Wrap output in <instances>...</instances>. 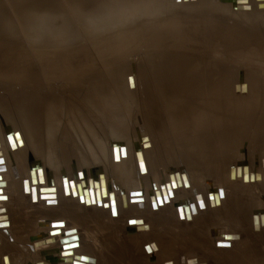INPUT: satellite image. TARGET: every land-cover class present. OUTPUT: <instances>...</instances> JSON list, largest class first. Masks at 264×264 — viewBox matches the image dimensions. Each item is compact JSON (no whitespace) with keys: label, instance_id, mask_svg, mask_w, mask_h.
<instances>
[{"label":"rangeland","instance_id":"1","mask_svg":"<svg viewBox=\"0 0 264 264\" xmlns=\"http://www.w3.org/2000/svg\"><path fill=\"white\" fill-rule=\"evenodd\" d=\"M110 1L108 3L107 0H0V41H2V45L4 44V46H8V44L13 43L14 45L10 46H23V48L20 47L17 55L24 61V64H29L34 72L23 78L26 80L30 79L31 81H38L34 87V91L37 95L36 99H38L37 104H41L42 108H49L47 104L50 103L49 111H51V114H53V116L55 115V117L58 118V121H60H57L55 124L59 123L61 125L60 133H58L59 137L55 138V145H57V149L55 148L54 150L57 155H61L62 158V151L66 154V156L64 154L66 158L63 160L66 162H63L62 159L59 161L57 158L54 162L49 157L40 158V162L39 155L27 142L23 143L20 149V145H4L6 144L4 140L6 130L4 129L5 123L3 122V119L5 122L6 120L3 114L0 113V142L4 140V144L3 142L0 143V149L3 147L0 151V161L2 160V163H4L6 159L8 164H6V166L10 167L9 161H11V158L7 155V152L13 153L15 160L17 155H19L21 161L23 162L20 164V169L25 170V178L22 179V183L20 185H17L18 190L24 192L26 195L32 196L31 194L26 193L24 189V181L28 180L30 189L35 186L38 198V202L35 201L38 203V206H35V211L29 209L31 211L29 214L31 219H29L26 215L27 218L24 217L25 219H23L25 223L22 222V224H20L23 226V224L31 223L30 227L28 229H24L23 231H18L17 236H13L12 234H10V237L7 236L4 238L3 236L5 243L3 240L4 244L0 247V260L2 259L0 264H7L8 262L9 264H39L41 261L44 263L54 262L51 256L48 257V255L42 252L43 248H38L37 252H33L31 250V246L35 245V241L43 239L45 236L48 237V231L50 228H53L51 227L53 223H63L67 226L71 222L68 218L61 219L59 217L61 213H58L56 207L53 206L56 202L59 203L61 198L63 199L62 201H64L63 203L65 207H67V204L72 207L75 203L83 220H88L89 217L96 219L98 218L99 211H102L105 206H107V201L111 195L109 192H114L112 184L117 182L121 189L126 192L132 189H139V183L143 185L147 182V186L151 188V183H159V177H157L158 179L156 182V176H158V173L161 172L159 174V176H161L163 170L167 174L169 169L172 171L171 168L174 170L178 168L179 163L192 162L190 151H188L191 145L188 144L187 135L183 136V143L180 147L178 137L176 136L175 122L173 123L172 116L164 113L165 110L163 107V110L161 109V106L163 105L156 101L155 92L157 91V88L156 86L154 87L156 79L153 76V67L155 66V63L162 62L165 59H183L193 61L195 58L211 62L216 61L218 63H222L224 66L225 73L227 74L226 77L237 75L238 78L236 77L234 83H248L247 76H253L257 81L262 82V85H264V5H262L264 4V0H247L248 2L245 0H243V2L242 0H231L225 6L223 11H221V14L227 17L225 21L221 22H217L216 20L214 21L215 18L211 19L208 16V9L213 15L217 16V13L211 9L210 1L212 0H203L202 2L199 1V3L194 6L191 4L193 7H189L190 3H188V0H185L186 2L184 0L183 2H181L182 0H157L154 8L151 9L152 11L147 10L149 0H116L118 7L115 5L116 2L114 3V1ZM100 2H105V6ZM181 3L184 4L182 5ZM186 3L187 5L189 4V8ZM107 5L110 6L107 7ZM94 8H96V10H93ZM105 8L107 10H105ZM258 10L261 12L259 13ZM126 12H128V15H126ZM225 12H228V15ZM218 14L220 17V12ZM232 14L236 16V18H234ZM105 15L106 17H104ZM2 17L4 19L1 20ZM239 18H242L241 21ZM88 19H93L91 22H94V24H92L93 29L91 27L88 28L91 31L87 30L88 26L85 25ZM242 21L243 24L241 23ZM232 24H234V26ZM232 27L235 29H232ZM22 28L27 30L26 32L28 36ZM53 28H55V31ZM50 29L52 31H50ZM29 31L31 32L29 33ZM52 32L54 34H52ZM221 35H228L229 37H232L227 39L223 38ZM29 36L34 37L32 38ZM7 40L12 43H9ZM14 68L16 67L9 63L2 62V59H0V71L10 72L14 70ZM32 70L27 69L25 73H30ZM238 75H241V77L239 78ZM118 76H127L125 80L128 81V84H131L130 87L128 86L131 90L129 93L128 90L126 91V88L124 89L125 83L122 84L121 81L116 79ZM244 77H246V79ZM212 80L210 83H213L212 86L214 87L222 84L218 82V79L216 80L213 78ZM90 81L93 83L97 82V85H100L103 82L105 86L104 88L106 89L105 95L112 97L113 101L101 104L99 102H95L96 100H93L92 97L94 96H87L93 93V91L88 87ZM144 81L147 83L150 82L151 84L147 91L143 84ZM223 86L225 87L226 85L223 83ZM82 89H85L83 94L80 92ZM147 93L150 94L149 96L155 97H147ZM237 93L235 94L240 96V94ZM262 94L263 95L261 96L263 101L264 93ZM60 97H63L62 102ZM82 98L86 101L82 100ZM152 103L154 105V110L152 109ZM60 104H62V106ZM112 106L113 108L108 109ZM259 106L260 105H258V107ZM73 108L81 109L76 112V109ZM260 108L258 110L259 112ZM82 115L87 116L90 119L89 123L85 124L82 119ZM60 125H57L56 127L59 128ZM229 132V128L222 130L220 138ZM259 135L260 134L258 132V136ZM39 136L42 138L45 137L44 133ZM88 138L89 141H92V143L91 141H88ZM67 139L68 141H66ZM85 140L87 142H85ZM249 140V138H245L246 142H249ZM74 142H76L81 149H79L78 145ZM244 142L241 141L239 144L234 145L233 156H230L228 160H224V162L215 166L212 170L208 168V166H211L210 163L202 162V168L206 170V173L204 176L200 175L201 178L196 175V179H198L201 184L205 183V185H208V180H203L205 177L212 179V183L214 181L215 184L213 183V185L216 188H220V186L217 185V182H220L223 185V188H227L229 190L228 192H231L232 194L229 195L228 201L238 200V191L235 190L236 188L239 186H244V188H246L245 186L248 184H253L252 186L254 189L253 187H248L247 189L250 190L248 192L251 193L247 194V198L249 196L254 197L257 200V202L255 200V207L257 209L261 207L263 208L264 186H262L259 181L258 183L260 184L255 185V182L258 179L254 177L255 174L253 173L248 175V182L245 180V176L247 175L244 173L242 177L239 178L238 175L241 171H238V166L241 161H246L248 163V168L250 167L251 169V167H253L257 170V173L260 174L259 171L264 170V164H262L264 163V141L262 143H258L259 146L257 149H259L260 154L258 153L259 156L258 154L255 155L258 157L256 164H254V158L249 152L252 147L250 144V147L247 144L244 145ZM234 143L235 141H230L227 147ZM218 144L220 146L222 143L219 142ZM58 149L61 150L59 151ZM75 150L77 151V154H75ZM52 152L53 151L50 150V153ZM80 152H82L79 154L82 155V159L78 156V153ZM185 155L189 156L186 161L184 160ZM31 157H34L39 163V167H41V171H35L38 176L39 173L41 174L39 176V181L37 177V184H30L29 181L30 171L32 169H37V162L30 161ZM120 162L128 164V166H124V169L128 167V170L125 173V176H123L122 173V177L124 178L122 182L118 178V180L116 179V174L121 173V166L119 165H123ZM41 163L46 164L47 166H42ZM89 165H96L97 170L100 169L104 172V177L100 178L98 175L91 177L89 175ZM166 166H169L167 170ZM189 167L191 169V166ZM233 168H235V172ZM142 169H145L148 173L144 175L142 173ZM219 169L224 171V173L228 172L227 181L226 176L224 177L225 183L223 180L220 181L219 179H216L214 175V173L219 172ZM185 170L189 172V169L187 170L186 167ZM231 170L233 171V176L234 173L236 174L234 177H230V174H232ZM6 171L7 170L0 172L3 175ZM224 173L221 172V174ZM9 174L10 173H8L7 176L5 175L4 179H6L4 180V184L1 186L9 195V198L13 200V193L16 191V187ZM174 174L175 172H172V175ZM40 178H42L44 182H41ZM73 179L77 180L73 181ZM94 179H96L97 182H94ZM71 182L80 184L84 190L89 189L92 191L94 189V198L97 197L96 195L100 196L99 199L96 198V202L99 204L98 208L97 206L93 207V205L88 202H81L79 198L73 200V196H71L72 190L69 189V183ZM72 185L74 186L75 184L73 183ZM240 189H243V187H240ZM59 191H62V193ZM218 192H220L218 195L220 196V204H223V207H219L216 212H213L215 213L214 216H218L217 214L224 215L226 208L224 202L225 194H223V191H220L219 189ZM44 194L51 197L48 199H41V195ZM63 194L66 196L64 197ZM83 196H85V199L89 197L85 191H83ZM190 196H192V193H190ZM66 199H71L72 201L68 202ZM177 202L178 201L175 196L167 198L166 207L162 210L166 209L165 214L168 213L171 217L172 211L177 208L175 207ZM104 203L105 206L103 207ZM111 207L114 211V206ZM214 208L211 210H215ZM205 210L206 209H202V211ZM6 212L2 211L0 213V234L1 230L5 231V229H9L10 226L7 225V223L12 224L11 220H7V218H10L11 213H9V211ZM52 212H56L58 215L53 217V215H51ZM131 214L133 213L131 212L130 216ZM148 214L150 213L148 212ZM210 214L211 213H208V215ZM198 215L200 218L201 214L198 213ZM187 219H180V225H183L184 228L193 225V222L191 221L190 223V221H188L189 219ZM215 219L218 221L215 220L217 223H213L214 226L212 225L211 229L214 228L215 230H220V232H222V236L223 234L225 235V232L232 233L238 231L233 226L234 224H229L223 218L215 217ZM255 219L257 221L258 218ZM255 219L253 220V224ZM126 222L127 219L126 221L120 220V223L127 227H122L119 231V236L123 237V240L126 241V245L122 247L121 245H118L117 242L111 245L110 253L114 255H112V258L114 259L112 262L115 264H163L162 259L159 261L154 255L155 253L162 255V251L158 250V247L152 251L149 246H146L148 252H150L149 254L144 253V246L141 247V251L143 254H146L148 259L146 257L138 258L134 255V253L130 254L129 258L127 249L128 223ZM237 222V224L245 226L248 221L245 218H239L237 219ZM46 223H50V225L48 226ZM20 225L19 223L15 224L17 230L22 229ZM215 225L218 226L215 227ZM71 226L73 227V225ZM259 226L260 225H255L254 230L251 226L242 227L240 229L244 231L247 228L249 229V232L254 231L253 234H257L255 235L256 237L260 236L261 232L264 234V228H260ZM135 229L136 231H139V228ZM10 230V233H12V229ZM242 233L243 240L245 237L248 239L249 235H245L244 232ZM84 234L86 236V233ZM82 236L84 235L82 234ZM0 238L1 240L3 239L2 237ZM85 239L86 240H82V244L85 242L90 244L93 241L87 237H85ZM153 241L154 240H151L150 242L154 243ZM56 242L57 243L54 244L55 246L52 245V249H49V251L53 250L54 252H57L62 250L58 243L59 241ZM87 243L84 245L88 246ZM148 244L150 243L148 242ZM214 244L215 242L212 244L213 248L215 246ZM252 244L257 247V249L260 248L256 240L244 241L240 243L238 247L255 250V247ZM235 245L236 243L233 244L232 248L229 247L228 249H219L221 251L224 250V253L219 252L213 254L211 261H206L204 256L203 258H201L202 256H198L196 253H198L199 250L195 252L194 248L187 246L182 250L180 255L177 254L172 260L175 259L174 264H238V262L242 259L238 252L231 253L227 259H225L226 257L224 256L227 251L234 250V248H236ZM120 246L123 251L118 249ZM215 249L216 247L213 251ZM260 249L264 252V247H261ZM94 250H98V247L95 246ZM63 252L64 251L62 250V253ZM245 254V259H247L249 257V253L247 252ZM102 255L104 258L103 260L105 261L106 255L104 252ZM147 255L154 256H151L150 258ZM186 255L197 256V259L191 258L192 261L187 262ZM206 257L210 258V256ZM141 259L142 262H140ZM205 261L207 263H205ZM55 263L56 262L52 264Z\"/></svg>","mask_w":264,"mask_h":264},{"label":"bare ground","instance_id":"2","mask_svg":"<svg viewBox=\"0 0 264 264\" xmlns=\"http://www.w3.org/2000/svg\"><path fill=\"white\" fill-rule=\"evenodd\" d=\"M87 1H89V0H87ZM109 1L107 0L108 3H109ZM111 1L112 2L114 1V3L116 2L115 5H117L118 0L117 1L111 0ZM119 1H121V0H119ZM199 1L202 2L203 0H188V3H190V5L189 4L188 5H189V7L191 6V4L194 6L197 3H199ZM230 1L231 0H212V1H210L211 9H212V11L217 13V16L213 15L210 12V10L208 9L207 11L209 12V14H208L209 18H211V19L215 18L214 21L216 20L217 22L225 21V19H227V17L225 15H222L221 11H223L225 6ZM239 1H241V0H239ZM245 1H247V0H245ZM156 2H157V0H149L147 10L149 11V10L153 9ZM181 2H183V0ZM242 2H243V0H242ZM104 3L102 5H104ZM81 4H83V3H81ZM181 4L183 5L184 3H181ZM182 5H181V7H182ZM186 5H187V3H186ZM188 5H187V7H188ZM262 5H264V4H262ZM89 6H91V5H89ZM108 6H110V5H107V7ZM193 6H191V7H193ZM117 7H118V5H117ZM112 8H113V6H112ZM93 10H96V8H94ZM105 10H107V9L105 8ZM219 12H220V17L218 14ZM260 12L261 11H259V13ZM127 13L128 12H126V15H128ZM200 13H201V11H200ZM256 13H258V12H256ZM49 14H51V13H49ZM123 15H125V14H123ZM229 15H231V14H229ZM240 15H242V14H240ZM29 16H30V14H29ZM257 16H256V18H257ZM104 17H106V15ZM238 17H240V16H238ZM234 18H236V16H234ZM2 19H4V18L2 17L1 20ZM7 19H9V18H7ZM179 19H181V18H179ZM182 19H183V17H182ZM232 19H230V20H232ZM241 19L239 18L240 21H241ZM92 20L93 19L87 20V22L85 24L86 26H88L87 30H90V29H88L90 27L92 28V24H94V22L93 23L91 22ZM234 20H236V19H234ZM62 22H64V21H62ZM27 23H29V22H27ZM51 23H49V24H51ZM216 23H215V25H216ZM241 23L243 24V21ZM232 25L234 26V24H232ZM1 26H3V25H1ZM239 26H241V25H239ZM249 26H250V24H249ZM50 27H51V25H50ZM241 27H243V26H241ZM230 29H231V26H230ZM232 29H235V28L232 27ZM242 29H240V30H242ZM48 30H49V27H48ZM53 30L55 31V28H53ZM56 30L58 31L57 28H56ZM26 31L27 30H24V32H26ZM50 31H52V30L50 29ZM59 31H61V30H59ZM30 32L31 31H29V33ZM6 33H7V31H6ZM52 34H54V33L52 32ZM0 35H1V32H0ZM26 35H27V32H26ZM253 35H255V34H253ZM221 36L223 38H227V39L232 37V36L229 37L228 35H225V36L221 35ZM29 37L33 38L34 36H29ZM9 38H11V37H9ZM7 41L9 42V40H7ZM0 43H1V45H0L1 46L0 59H2V62L9 63V64L13 65L14 67H16V68H14V70H12L10 72L0 71V113L3 114V116L6 120V122H5L3 119V122L5 123L4 129L6 130L5 139H4L6 144H4V140L1 141L0 143L3 142L4 145H11V144L12 145H20V147H19V149H20L22 147V144L27 142L29 145H31L35 149V152L39 155V159L44 158V157H49L54 162L56 161V158L59 159V161H61V159L63 161L64 158H66L65 157L66 154L62 151V155H63V158H62V156L57 155V153L54 150L57 146V145H55V138L59 137L58 133H60V128H61V125L59 123L55 124L58 121V118H56L55 115L53 116V114H51V111H49L50 110L49 109L50 103L47 104V106L49 108H46V107L42 108L41 104L40 105L37 104L38 99H36L37 95L34 91V87L36 86V82H38V81L37 80L31 81L30 79L26 80L25 78H23V77L29 76L30 74L34 73L32 68L30 67V65L27 63L24 64L23 63L24 61L21 60L17 55V52L19 51L20 47L23 48V46H21V45L17 46L16 45L17 47H13L10 45H14V43L13 44L7 43L8 46L13 48L12 49L8 46H4V44L2 45V41H0ZM9 43H12V42H9ZM15 43H16V41H15ZM7 44H5V45H7ZM20 44H21V42H20ZM14 48H16V49H14ZM3 56H5V57H3ZM27 69H30L32 71L30 73H25V71ZM153 71H154L153 76L156 79L154 87L156 86L157 91L155 89L154 90L157 93L155 92L156 97L155 96H149L150 94L147 93V97L148 96L149 97H155L156 101L159 102V104L161 103L163 105V106H161V109L163 107V109L165 110V112L164 111L163 112L172 116L173 123L175 122L174 125H175V128H176L175 130L177 133L176 136L178 137L180 147H181V144L183 143V141H182L183 136L187 135L188 144L191 145L190 148L188 149V151H190V156L192 157V162H188V163L185 162L189 157V156L185 155V158H184L185 163H179L178 168H176L177 170L176 169L174 170L173 168H171L172 171H170V169H169V172L167 171L168 172L167 174L163 170L161 176H159V174L161 172L158 173V176H156V182L158 179L157 177H159V183H156V182H155L156 184L151 183V188L147 186V182L144 183L143 185L139 183V185H140L139 189H134V190L132 189L133 191L129 190L128 192H126L125 190L123 191L121 189L120 185L117 182L115 184H112L114 187V192L113 193L109 192V194L112 195V199H111V195H110V198L107 201V206H105V203H104L103 207L105 206V208L102 211H99L98 218H96V219L89 217L88 220H83L82 216L79 213V209L76 208L75 203H74V206H72V207H70L68 204H67V207H65L64 203H63L64 201H62L63 199L61 198L59 203L56 202V204L53 206L56 207L58 213H61L59 216L61 219L68 218L71 222L67 226H65L63 223H53L51 225V227H53V228H50L48 231V233H49L47 235L48 237L45 236V237H43V239L35 241V245H32L31 246L32 249L31 248L30 249L33 252H37L38 248H43L42 252L44 254L48 255V257L51 256L53 261L56 262L55 264H74V263H76V264H115L112 262V260H114L112 258L114 255L110 253V250H111L110 248H111V245L116 243V242L118 245H121L122 247L126 245L125 244L126 241L123 240V237L119 236L120 235L119 231L122 229V227H127V226L122 225L120 223V220L126 221V219H127L126 223H128V243H127L128 244V246H127L128 256L130 254L134 253V255H136V257H138V258H140V257L145 258L146 254H143V252L141 251L142 246H144V249L146 251V252L144 251V253H147V254H149L150 252H148V249L146 246H149L150 250H152V251L158 247V250L162 251V255L155 253L154 255L157 257V259L159 261H161V259H162L163 264H172V263L174 264L175 259L174 260H172V259L177 254L180 255L182 250L188 246L190 248H194L195 252H197V250H199V252L201 254L199 252L196 254L198 256H202L201 258H203V256H204V259H206V261H211L213 254L219 253V252L224 253V250L221 251L219 249H221V248L222 249H228L229 247L232 248L233 244L236 243V245H235L236 248H234V250L226 252V254L224 255L226 257V258L224 257L225 259H227L231 253L238 252L242 258L240 260V262H238V264H264V252L260 249L261 247H264V234H262V232H261L260 236L255 237V235H257V234L254 235L253 234L254 231L249 232L248 231L249 229H247V228L244 231L240 229L242 227H246V226L250 227L251 226L252 229L254 230L255 222H256L255 215L257 212L260 213V215H258V217H257L258 218L257 219L258 225H260L259 226L260 228H264V207L257 209L255 207L257 200L251 196H249L247 198V194L249 193L248 191H250L247 189H248V187H253L252 186L253 184H248L247 186H245L246 188H244V186H239L238 188H236L235 190L238 191V198H237L238 200L237 201H233V200L228 201L229 195H232V194H231V192H228L229 190L227 188H225V187L223 188V185L220 182L219 183L217 182V185L220 186V188H216L213 185L214 181L212 183V179H209L206 177L203 179V180H208V185H205V183L201 184L200 181L198 179H196V175H198L201 178L200 175L204 176V174L206 173L205 172L206 170H204L202 168V166H203L202 162L210 163L211 166H208V168L210 170H212L215 166L220 165V163L224 162V160H228L230 156H233L234 145L239 144L241 141L244 142L245 138L250 139L249 142L245 141L244 145L247 144L249 146V144H250V146L252 147V149H250L249 152L252 155V157L254 158V164H256V160L258 159V157L255 155L258 153L260 154L259 149H257V147L259 146L258 143H262L264 141V136H263V134H264V100L262 101L263 98L261 96V95H263L262 93H264V85H262V82L257 81L256 78H254L253 76H247L248 83L247 82L246 83L244 82L245 84L240 83V82L234 83L237 75L236 76L234 75L231 77H226L227 74L225 73V68L222 65V63H218L216 61L211 62V61H207V60L200 59V58H195L193 61H188V60H183V59H177V60H173V59L166 60L165 59L162 62L155 63V66L153 67ZM240 77H241V75L239 76V78ZM126 78H127V76H125V77L118 76L116 79L121 81L122 84L125 83L124 89L126 88V91L128 90V93H129L131 90H130V88H128V86L130 87L131 84H128V81L125 80ZM213 78H215L216 80L218 79V82H220L222 84H219L216 87L212 86L213 83H210V81ZM244 78L246 79V77H244ZM223 83H224V85H226L225 87L223 86ZM143 84L146 88V91H147L148 87L151 86L150 82L147 83L144 81ZM88 87H89V89H91L93 91V93H91L90 95H87V96H89V97L94 96L92 98H93V100H96L95 102H99V103L103 104L104 102L113 101L112 97L105 95L106 89L104 88L105 86H104L103 82L100 85H97V82L93 83L90 81ZM150 89H151V87H150ZM80 92H81V94H83V92H85V89L80 90ZM235 93L240 94V96L236 95ZM62 98L63 97H60L61 102H62ZM82 100L86 101L84 98H82ZM153 101H154V98H153ZM62 104H60V105L62 106ZM258 105H260L261 108H260V106L258 107ZM110 108H113V106L109 107L108 109H110ZM259 108H260V112L258 111ZM73 109H76L75 111L77 112V110H79L81 108H78V109L73 108ZM152 109L154 110L153 103H152ZM64 113H65V111H64ZM83 115H82V117H83L82 119L85 122V124L89 123L90 119L87 116H83ZM58 122H60V121H58ZM57 125H60V127L59 128L56 127ZM226 128H229L230 132L227 133L226 135H223L220 138L222 130H224ZM92 129H93V126H92ZM180 131H181V133H180ZM262 131H263V133H262ZM258 132L260 134L259 136H258ZM42 133H44V136H45L43 138L39 136V135H42ZM200 133H201V136H200ZM66 134H68V133H66ZM1 136H2V133H1ZM89 138H88V141H89ZM261 138H263V139H261ZM41 139H43V140H41ZM66 141H68V139ZM230 141H235V143L230 145L229 147H227ZM44 142L46 143V145ZM57 142H58V140H57ZM85 142H87V141L85 140ZM219 142L222 143V144H220V146L218 144ZM74 143L76 145H78L76 142H74ZM91 143H92V141H91ZM4 145H2V146H4ZM78 147H79V149H81V147L79 145H78ZM1 149H0V151H1ZM50 150H52L53 152L50 153ZM58 150L60 151L61 149H58ZM74 152H75V154H77L76 150ZM81 153L82 152L78 153V156L82 159V155H79ZM64 154H65V156H64ZM259 154H258V156H259ZM5 155H6V152H5ZM7 155H9L11 158V161H9L10 167L6 166L7 162H6V159L4 158L5 156L3 157L5 159L4 163H2L3 162L2 160L0 161V171L2 172V171L7 170L5 173L3 172L4 173L3 175L0 172V211L1 212L2 211H5V212L9 211V213H11V216L12 215L13 216L12 217L10 216V218H7V220H11L12 224L7 223V225L10 226L9 229L4 228L5 231L1 230L0 237H2V238H3V236H4V238L7 236L10 237L11 236L10 234H12L13 236H17L18 231H23L24 229H28L30 227L31 223L23 224V226L20 224H22V222L25 223V221H23V219H25L24 217H26V215L28 216L29 219H31V217L29 215L31 212L30 210L32 209V211L33 210L35 211V206H38V203H36V202H38L36 188L34 186L33 188L30 189L28 180L24 181V189H25L26 193L31 194L32 196L26 195L24 192L18 190L17 185H20L22 183V179L25 178V176H24L25 170L20 169V164L23 162L21 161L19 155H17L16 160H15L13 153L7 152ZM8 159H9V157H8ZM30 161H36V160L34 157H31ZM40 162H41V159H40ZM63 162H66V161H63ZM63 162H61V163H63ZM120 163L123 165H119V166H121V169H120L121 173L116 174V179L118 178L122 182V180H124V178L122 177V173H123V176H125V173L128 170V167L126 169H124V166L125 165L128 166V164H126V163L124 164V162H120ZM55 164H57V163H55ZM184 164H186L187 166ZM239 164L240 165L238 166V171L239 170L241 171L238 175L239 178H241L243 173H244L247 175V176H245V180H246V182H248L249 181L248 175L253 173V174H255L254 177L256 179H258L255 182L256 183L255 185H259L260 184V183H258V181H259V182H261L262 186H264V170H260L259 171L260 174H258L257 170H255V168H253V167H251V169H250V167L248 168V163L246 161H241ZM262 164H264V163H262ZM36 165H37L38 170L32 169L30 171V176L28 175L30 177L29 178L30 184H32V183L37 184V177H38V181H39V176L41 175L39 173V176H38V174L35 173V171H41V167H39L38 162L36 163ZM41 165L47 166L46 164H42V163H41ZM51 166H52V164H51ZM189 166H191V169ZM168 167L169 166H166V170ZM185 167L187 170L189 169V172H187L185 170ZM233 170H234V172L236 171L235 168H233ZM243 170H245V171H243ZM220 171L221 170L219 169V172L214 173V175H215L216 179H219L220 181L223 180V182L225 183L224 177L226 176V181H227L228 172L224 173V171H221L224 173V174H221ZM172 172H175V174L173 176H172ZM8 173H10L9 175L12 178L13 182L15 183V187H16V191L14 190L15 192L13 193V195H14L13 200H11L9 198V195L6 193L5 189L1 186L2 184H4V180L6 179V178L4 179V177H5V175L7 176ZM142 173L145 175L146 173H148V171H146L145 169H142ZM231 173L232 174H230V177H234L236 175L234 173V176H233L232 170H231ZM89 175L91 177H95V175L96 176L98 175L100 178H103L105 174H104V172H102V170H100V169L97 170L96 165H89ZM40 180H41V182H44V180L42 178H40ZM75 180H77V179H75ZM75 180L73 179V181H75ZM94 180H95L94 182H97L96 179H94ZM204 182H206V181H204ZM73 183L75 184L74 186L72 185ZM87 184H88V182H87ZM143 187H145V188H143ZM240 187H243V189H240ZM69 189L72 190V191L71 190L70 191H71V196H73V200L79 198L81 200V202H83V203L88 202L91 205H93V207L97 206V208H98L99 204L96 202V198L99 199L100 196L96 195L97 197L94 198V196H93L94 189L92 190L93 192L90 191L89 189L84 190V188L81 187L80 184H76L75 182L69 183ZM218 189L220 191L222 190L223 191L222 193L225 194L224 202H225L226 208H225L224 215L217 214L218 216H214L215 213H213V212H216L219 209V207H223V204H220V196L218 195V193H220V192H218ZM253 189H254V187H253ZM83 191H85L86 194H88V196L90 198L88 197L87 199H85V196H83ZM89 191H90V193H89ZM260 191H262V190H260ZM59 192L62 193V191H59ZM190 193H192V196H190ZM249 194H251V193H249ZM63 196L65 197L66 195L63 194ZM173 196L176 197L178 202L175 205V207H177V208H175L172 211L171 217H170V214L169 215H168V213L165 214L166 209L165 210H162V209H164L166 207L167 198L173 197ZM50 197L51 196H47L46 194L41 195V199H48ZM165 197H167V198H165ZM110 199H111V202H110ZM66 200L68 202L72 201L71 199L70 200L66 199ZM255 200H256V202H255ZM213 205H214V207H216V206L217 207L214 208ZM111 206H114V211L112 210ZM212 208H214L215 210H211ZM202 209H206V210L202 211ZM156 210H158V211H156ZM131 212L133 214H131V216H130ZM148 212L150 214H148ZM58 213L52 212L51 215H53V217H55L58 215ZM198 213L201 214L200 218H199ZM208 213H211V214L208 215ZM204 214H206V215H204ZM122 216H123V218H122ZM215 217L223 218L229 224H232V225L234 224L233 226L238 231L232 232V233H230V232L226 233L225 232V235L223 234V236H222V232H220V230H218V229L215 230L214 228L211 229L213 223L216 222L215 220L218 219V218L215 219ZM239 218H245L248 221L245 226L237 224V223H239V222H237V219H239ZM180 219H183V220L187 219L188 221H190V223L192 221L193 225L184 228L183 225H180ZM254 219H255V222L253 224ZM7 222H9V221H7ZM17 223H19V225L22 227L21 230L16 229L17 225L15 226V224H17ZM47 225L49 226L50 223H48ZM71 225H73V227ZM209 226H210V228H209ZM217 226L218 225H215V227H217ZM135 228H137V229L139 228V231L138 230L136 231ZM10 229H12V233H10L11 232ZM207 229H208V231H207ZM235 229H234V231H235ZM242 232H244L245 235L246 234L249 235L248 239H247V237H245V239L243 240V233ZM84 233H86V236ZM207 233H209V234H207ZM255 233H258V232H255ZM82 234L84 236H82ZM207 235H208V237H207ZM85 237L93 240L92 242L89 240L91 242L90 244H88L87 242L84 243V244L87 243L88 246H85L84 244H82V240H86ZM4 238L2 240L0 238V247L2 246V244L5 243ZM65 239L67 240V242L60 243L61 240H65ZM3 240H4V243H3ZM151 240H154L153 241L154 243L150 242ZM255 240L259 244V247H260L259 249H257V247H255L253 244L252 245L255 247V250L250 249V248L243 249V248L238 247V245L244 241H255ZM56 241H59L58 243L61 246L60 247L61 249L64 248L65 245H68L69 246L68 250H70L72 253L69 255L62 254V250L64 251L66 249H62V250L58 249L59 251H57V252H54L53 250L49 251V249H52L51 248L52 245L55 246L54 244L57 243ZM148 242L150 244H148ZM214 242H215L214 248L216 247V249L213 251L214 248L212 247L213 246L212 244ZM164 243H165V245H164ZM230 244H231V246H230ZM59 245H58V247H59ZM95 246L98 247V250H94ZM121 246L118 247V249H121ZM177 246H178V248H177ZM160 247H162V248H160ZM176 249H177V251H176ZM121 251H123V250L121 249ZM101 252H102V254L104 252V254L106 255L105 261L103 260L104 258H103V255L101 254ZM247 252L249 253L248 254L249 257L247 259H245L246 258L245 253H247ZM98 253H100V254H98ZM32 255H31V257H32ZM154 255H147V256L151 258V256H154ZM206 256H210V258L209 257L207 258ZM3 257H5V256H3ZM129 258H130V256H129ZM189 258L190 259L191 258L197 259V256H193V255L187 256L186 255L187 262L192 261V259L190 260ZM16 260H17V258H16ZM132 261H134V260H132ZM206 261H205V263H207ZM54 262H51V263L45 262L44 263L41 261L39 264H52ZM140 262H142V259ZM7 264H9V262ZM192 264H194V263H192Z\"/></svg>","mask_w":264,"mask_h":264},{"label":"water","instance_id":"3","mask_svg":"<svg viewBox=\"0 0 264 264\" xmlns=\"http://www.w3.org/2000/svg\"><path fill=\"white\" fill-rule=\"evenodd\" d=\"M172 176H173V175H172ZM163 183H164V182H163ZM258 215H260L259 212H257V216L255 215V217L257 218ZM255 225H258V222H257V221L255 222ZM64 236H65V235H64ZM64 242H67V240H66V239H65V240H61V243H64ZM62 249H66V250H64V252L62 253V254H64V255H69V254L72 253L70 250H68V249H69V246H68V245H65L64 248H62ZM74 264H76V263H74Z\"/></svg>","mask_w":264,"mask_h":264}]
</instances>
